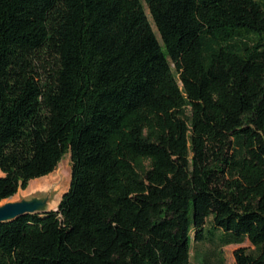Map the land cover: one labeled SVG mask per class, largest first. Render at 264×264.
<instances>
[{
    "label": "trees",
    "instance_id": "trees-1",
    "mask_svg": "<svg viewBox=\"0 0 264 264\" xmlns=\"http://www.w3.org/2000/svg\"><path fill=\"white\" fill-rule=\"evenodd\" d=\"M67 152L0 264H264V0H0V202Z\"/></svg>",
    "mask_w": 264,
    "mask_h": 264
},
{
    "label": "rangeland",
    "instance_id": "rangeland-1",
    "mask_svg": "<svg viewBox=\"0 0 264 264\" xmlns=\"http://www.w3.org/2000/svg\"><path fill=\"white\" fill-rule=\"evenodd\" d=\"M153 28L158 38L160 39V35L157 32L154 24H153ZM72 171H73V164H72L70 152H67L63 156V158L61 159V161L59 162V164L57 165L56 169L53 172H51L46 176L31 180L27 188L24 189L20 188L15 195L3 200L0 203H4L10 200L12 201L19 200L22 197H29L31 195H43L48 193L49 191H52L53 195H55V191L53 187L54 185L59 183L60 185V190L58 193L60 198V201L58 202L59 205V203L63 198L64 193H66L70 189ZM44 184H47V187L45 188L38 187ZM57 206L51 208V210L55 209ZM248 245H250L248 239L245 240L243 243L229 244L223 246L222 248H219L216 243L211 241H207L205 243H194L191 248V264H205L206 257H208V262H206V264H218L216 260L210 255L213 249L217 251L220 250L222 252V255L224 257V264H236L234 257V250L238 246H248Z\"/></svg>",
    "mask_w": 264,
    "mask_h": 264
},
{
    "label": "water",
    "instance_id": "water-1",
    "mask_svg": "<svg viewBox=\"0 0 264 264\" xmlns=\"http://www.w3.org/2000/svg\"><path fill=\"white\" fill-rule=\"evenodd\" d=\"M52 199L53 192L49 191L43 195H31L29 197H22L19 200L0 203V222L12 221L22 215L50 212V202Z\"/></svg>",
    "mask_w": 264,
    "mask_h": 264
},
{
    "label": "bare ground",
    "instance_id": "bare-ground-1",
    "mask_svg": "<svg viewBox=\"0 0 264 264\" xmlns=\"http://www.w3.org/2000/svg\"><path fill=\"white\" fill-rule=\"evenodd\" d=\"M38 187L45 188V187H47V184H44V185L38 186ZM53 189L55 191V195H53V199L50 202V208H54L55 206H57L58 205V202L60 201V198H59V195H58L59 190H60L59 183L56 184V185H54Z\"/></svg>",
    "mask_w": 264,
    "mask_h": 264
}]
</instances>
